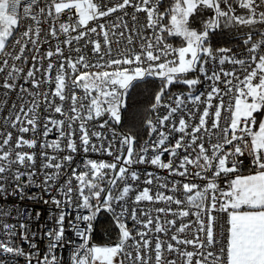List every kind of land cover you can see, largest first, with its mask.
<instances>
[{"label":"snow or ice","instance_id":"snow-or-ice-1","mask_svg":"<svg viewBox=\"0 0 264 264\" xmlns=\"http://www.w3.org/2000/svg\"><path fill=\"white\" fill-rule=\"evenodd\" d=\"M223 29L239 48L213 46ZM149 81L141 130H121ZM260 117L264 0H0V264H62L68 245L70 264H264ZM30 187L59 197L43 254L8 203Z\"/></svg>","mask_w":264,"mask_h":264},{"label":"trees","instance_id":"trees-1","mask_svg":"<svg viewBox=\"0 0 264 264\" xmlns=\"http://www.w3.org/2000/svg\"><path fill=\"white\" fill-rule=\"evenodd\" d=\"M206 18V17H204ZM193 27H200V19L192 23ZM176 46H179V38L171 41ZM211 42L214 47H232L234 50L240 47L239 36L235 34L234 29L218 30L211 37ZM158 83V81L156 82ZM174 91L176 89H173ZM155 85L149 81L147 84L135 85L129 92L126 100V109L122 113V129L123 131H131L136 133L141 130V123L145 110L149 107V101ZM263 118V117H260ZM120 128L121 126H117ZM114 221L110 214L101 212L93 222L92 243L103 245L109 242L110 238L116 235Z\"/></svg>","mask_w":264,"mask_h":264},{"label":"built area","instance_id":"built-area-1","mask_svg":"<svg viewBox=\"0 0 264 264\" xmlns=\"http://www.w3.org/2000/svg\"><path fill=\"white\" fill-rule=\"evenodd\" d=\"M175 45V44H174ZM264 119V117L262 118ZM258 128V126H257ZM50 139H53L54 136H50ZM82 155L83 154H78L76 159L77 162H82ZM90 158L93 159H98L101 158L99 154L96 153H91L89 154ZM105 159H108L107 157H103ZM149 170H153L149 168ZM158 174L164 175L162 170H157ZM244 174H247V169L242 170ZM39 180L37 179V183ZM222 187L224 186L223 184L221 185ZM28 195H35L37 199L35 200H29L25 199L23 201H19L17 198H9L8 203L9 204H18L21 209L23 210L24 215L21 217L22 220H24L25 223L28 224L30 229L33 232L37 233V236L35 238V243H37L38 248L41 250V254L47 250V246L49 243L48 238L44 235L47 231L50 229L56 228V218L58 215V210L55 208L54 205L52 204H45V200H50L51 196H57L58 193L55 188L52 189L51 191V196L44 192L41 188L38 187H30L27 189ZM59 198V197H58ZM67 211L72 212V209H67ZM31 213V219H28V213ZM37 213H39V216L37 217ZM75 213L73 212V215ZM71 219V217L66 218L65 220V234L66 237H69L73 240H77L78 238L75 237V234L73 233L72 229L69 227L68 220ZM14 222V221H13ZM26 251L29 250L27 245H22ZM56 253L58 257L61 259L62 264H70V259L69 257L72 254V246H64V247H58L56 250ZM19 264H24L23 258H20Z\"/></svg>","mask_w":264,"mask_h":264}]
</instances>
